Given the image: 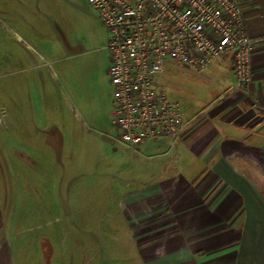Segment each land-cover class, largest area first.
<instances>
[{
    "label": "rangeland",
    "instance_id": "obj_1",
    "mask_svg": "<svg viewBox=\"0 0 264 264\" xmlns=\"http://www.w3.org/2000/svg\"><path fill=\"white\" fill-rule=\"evenodd\" d=\"M107 41L86 0H0V114L22 103L24 125L43 131L33 142L41 170L0 156L18 264H141L124 196L168 176L177 151L161 157L153 142L130 150L119 140ZM204 75L166 68L164 83L182 113L197 111L217 87ZM6 159L14 163L9 174Z\"/></svg>",
    "mask_w": 264,
    "mask_h": 264
},
{
    "label": "crops",
    "instance_id": "obj_2",
    "mask_svg": "<svg viewBox=\"0 0 264 264\" xmlns=\"http://www.w3.org/2000/svg\"><path fill=\"white\" fill-rule=\"evenodd\" d=\"M235 2L255 42L252 80L236 91L232 56L214 60L204 76L217 87L197 111L182 113L174 145L166 139L142 145L155 143L161 157L174 147L177 157L168 176L124 196L141 264H264V0ZM24 117V105L13 101L0 114V156L41 170L33 142L43 131L37 123L26 127ZM13 164L5 160L8 174ZM2 172L0 164V264H18L9 242L14 203Z\"/></svg>",
    "mask_w": 264,
    "mask_h": 264
},
{
    "label": "built area",
    "instance_id": "obj_3",
    "mask_svg": "<svg viewBox=\"0 0 264 264\" xmlns=\"http://www.w3.org/2000/svg\"><path fill=\"white\" fill-rule=\"evenodd\" d=\"M86 1L108 34L113 123L130 150L158 139L174 145L183 114L164 83L167 67L201 75L230 55L234 89L243 91L252 80L255 42L235 0Z\"/></svg>",
    "mask_w": 264,
    "mask_h": 264
}]
</instances>
